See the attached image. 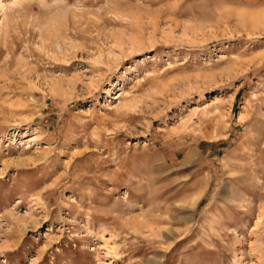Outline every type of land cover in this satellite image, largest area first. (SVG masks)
Here are the masks:
<instances>
[{
  "label": "rangeland",
  "instance_id": "rangeland-1",
  "mask_svg": "<svg viewBox=\"0 0 264 264\" xmlns=\"http://www.w3.org/2000/svg\"><path fill=\"white\" fill-rule=\"evenodd\" d=\"M0 264H264V0H0Z\"/></svg>",
  "mask_w": 264,
  "mask_h": 264
}]
</instances>
